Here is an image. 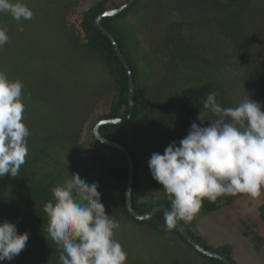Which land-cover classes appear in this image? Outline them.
<instances>
[{"label": "rangeland", "instance_id": "rangeland-1", "mask_svg": "<svg viewBox=\"0 0 264 264\" xmlns=\"http://www.w3.org/2000/svg\"><path fill=\"white\" fill-rule=\"evenodd\" d=\"M78 1L21 0L33 11L31 20L16 21L9 13H0V27L9 36L0 47V71L26 83L23 115L31 133L26 158L30 170L21 167L17 177L2 178L5 189L19 192L15 196L20 202L29 187L37 186L35 197L41 198L44 186L52 194L73 174L93 183L111 159L121 161L120 153L99 142L93 132L100 116L109 111L114 91L107 64L84 47L77 29L68 23L69 17L78 25L85 7L95 0H80L79 5ZM160 1L164 0H140L114 20L122 25L124 49L139 84V116L126 123L118 137L135 155L140 201L161 199L171 205L148 161L173 142L181 91L210 77L224 90V107H236L246 98L264 105V0H175L183 21L168 23L155 16ZM173 9H165L166 15ZM49 69V74L61 70L59 85L42 72ZM47 96L55 97V102H46ZM262 204L264 194L256 198L245 194L233 205L212 212L201 209L191 222H181L193 226L208 245L233 248L236 264H264V244L246 234L254 226L264 235L259 221ZM104 205L120 222L115 239L128 253L126 264H215L176 231L132 218L112 190Z\"/></svg>", "mask_w": 264, "mask_h": 264}, {"label": "clouds", "instance_id": "clouds-1", "mask_svg": "<svg viewBox=\"0 0 264 264\" xmlns=\"http://www.w3.org/2000/svg\"><path fill=\"white\" fill-rule=\"evenodd\" d=\"M4 12L16 21L34 15L21 0H0ZM8 41L7 29L0 27V47ZM23 87L0 71V178L17 177L29 154ZM217 95H207L197 117L201 124L209 121L208 126L193 122L179 144L171 142L163 154L154 152L148 161L153 179L171 203L164 213L168 231L180 221L191 222L205 199L264 194V105L246 98L236 107H222ZM98 189V183H87L78 174L52 189L55 203L47 202L44 212L48 236L60 246V264H126L128 253L115 239L120 222L106 212ZM29 235L18 233L13 222H0V261L17 257Z\"/></svg>", "mask_w": 264, "mask_h": 264}, {"label": "trees", "instance_id": "trees-1", "mask_svg": "<svg viewBox=\"0 0 264 264\" xmlns=\"http://www.w3.org/2000/svg\"><path fill=\"white\" fill-rule=\"evenodd\" d=\"M126 1L127 0H95L92 4L85 7L84 11L81 14V19L78 25L72 22L71 18L69 17L67 18L69 25L70 26L74 25V28L77 29L78 31L77 36L79 37L84 47L87 48L90 52L97 54L99 57H101L109 67L108 69L110 72L109 75L111 76V80H112L114 98L111 103L109 111L102 114L100 116L101 117L100 119L122 117L125 116L129 111V90H128L127 70L123 62L121 61L120 57L118 56L117 52L115 51L112 41L96 25V21H95L96 17L101 12L109 9L117 8L123 5ZM139 1L140 0H135L132 3V5L123 13H120L115 16L104 17L103 19V24L105 25V27L109 29L117 38V41L123 53L125 54L135 77L136 109L132 119L126 122L128 124L139 116V109H138L139 84L136 74L137 73L136 67L128 59L124 49V44L127 40L125 34L122 31V25L118 23L116 24L114 20L123 17V15L129 10H131L135 6V4L138 3ZM227 1L236 2L243 0H227ZM79 3L80 0L78 1V5ZM167 3H172L171 7L166 6ZM176 4L177 3H175V0H164L162 2L160 1V3L157 4L158 9L155 14L156 18L161 19L160 22L163 21L165 23H168V20L183 21L180 13L181 10L177 8ZM172 8H175L172 10L173 12L171 11L169 14L166 15L165 9L171 10ZM188 58H190V56ZM50 69L48 71L44 70L42 72L48 73L49 75L48 80H50V83H56L57 85H59L61 83V80L63 79L61 70L55 69L53 73L49 74ZM17 70L18 68L16 69V71ZM39 78L40 79L42 78L40 74H39ZM16 80H20L22 82L21 78L19 77L18 78L16 77ZM32 80H36V78ZM29 81H31V77ZM214 82L215 80L209 77L208 80L205 82L188 85L186 88H184L181 91L180 95L178 96V101L176 105L175 132L173 137V141H176L177 144H179V141L188 134L191 128V124L193 122H196L197 124H201V121H199L197 117L200 111H204L203 103L210 92L218 93L217 102L222 107H224L226 103L225 94L223 92L224 90ZM22 83L23 85H26V83L24 82ZM33 86H35V84H33ZM54 99L55 97L53 96L45 97L46 102H55ZM90 114L91 113H89V115ZM209 117L212 120L215 119V116H212L211 114H209ZM90 118L91 116L87 120L85 126L88 124ZM126 123L105 124L101 126L100 131L108 139L122 143L130 150V148L125 143H123V141L118 137L119 133L126 125ZM208 124H210L209 121H204L201 124V126H208ZM86 130H89L87 126H86ZM114 149L120 153L121 161L115 162L111 159V157H109V159H111L110 164H107L106 168H102L99 171V173H97L93 177L92 180L93 183L95 182L99 184L98 191L101 193L102 203L104 204L105 198L107 197L108 193L112 190L113 193L116 194V196L121 200L122 204L125 207L126 212L132 218H134L139 222H146V223L148 222L157 229L165 228V230H167L164 222L165 212L163 211L157 212L153 217L146 220L137 219L129 212L126 205V188H127L128 171H129L127 165V159L122 151L116 148ZM131 153L134 157L135 169H136L134 175V188H133V204L136 211L139 213H145L150 211L154 206L158 204H165L170 208L171 205L168 204L165 200H161V199H155L147 203L145 202L143 203L140 201V195L138 192V184H139L138 171H137L138 166L134 153L132 151ZM21 167H23L25 171L30 170V166H27V161ZM36 187L37 186L31 188L29 187V189L27 190L28 193L24 197L25 199L23 198L24 200L20 202L15 196V194L17 193L19 195V192L18 191L10 192L7 189H5V187L2 185V178H0V222H3L4 220H8L16 224L18 233H23L25 231L30 233L29 240L26 243L25 249L12 261H7V260L0 261V264H49V263H55L56 260H59V257L61 255L60 246L57 245V243H55L54 241H52L51 238L48 236L47 233L48 217L44 212V207L46 203L49 201L55 203V201L53 199V195L50 193L47 186H44V190H42L41 194L39 195L41 196V198L35 197L39 190V188ZM10 193L12 195H10ZM244 195L245 194H239L238 196H230V195L223 196V197H219L215 202H209L207 199H205L203 201L202 210L207 212L217 211L223 207L233 205L234 203L237 202L238 199H240ZM259 215L261 217L259 221L261 225H264V204H262L259 207ZM256 225H258V223ZM185 227L199 241V243L202 246L227 256L234 264H236L232 256L233 248H230V246L227 247L228 246L227 244L223 246L221 245L213 246L211 244L208 245L207 243L209 242H207V240L204 239L205 237L199 234L198 231L195 230L193 226L192 229L188 228L187 226ZM173 230L176 231L187 243L193 246L187 240V238L184 237V235L177 229V227L174 228ZM246 234L251 235V238L254 243L258 245L264 244V235L260 232L258 227L255 228L253 226L252 229L250 228V230L246 231ZM193 248L198 250L195 246H193ZM206 256L210 258L215 264H225L219 258L208 255Z\"/></svg>", "mask_w": 264, "mask_h": 264}, {"label": "water", "instance_id": "water-1", "mask_svg": "<svg viewBox=\"0 0 264 264\" xmlns=\"http://www.w3.org/2000/svg\"><path fill=\"white\" fill-rule=\"evenodd\" d=\"M134 1L135 0H127L123 5H121L117 8H113V9L103 11L96 17V20H95L96 25L112 41L114 48H115V51L117 52L118 56L120 57L121 61L123 62L124 66L127 70V73H128V90H129V111L125 116H122V117H116V118H110V119H100L94 126V134H95L96 138L99 141H101L103 144H105L109 147L119 149L120 151H122L124 153V155L127 159V165H128V169H129L127 188H126V205H127L129 212L135 218L140 219V220H146V219H150L151 217H153L157 212H159V211L165 212L170 208L165 204H158V205L154 206L150 211L145 212V213H139L136 211V209L134 208V204H133L134 175H135V171H136L134 157H133L131 151L125 145H123L122 143H119L117 141L108 139L100 131V128L102 125H105V124H124V123L130 121L132 119L134 113H135V109H136V97H135L136 83H135V77H134L132 68H131L125 54L123 53V51H122V49H121V47L117 41V38L103 24L104 17L115 16V15H118L120 13H123L125 10H127L132 5V3ZM177 229L199 251L203 252L204 254H206L208 256H213V257L219 258L225 264H234L227 256H225L219 252H216L212 249H208V248L202 246L199 243V241L187 230V228L184 226V224L181 221L178 222Z\"/></svg>", "mask_w": 264, "mask_h": 264}]
</instances>
